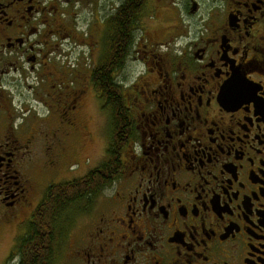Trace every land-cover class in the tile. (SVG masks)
Instances as JSON below:
<instances>
[{
  "label": "flooded vegetation",
  "instance_id": "1",
  "mask_svg": "<svg viewBox=\"0 0 264 264\" xmlns=\"http://www.w3.org/2000/svg\"><path fill=\"white\" fill-rule=\"evenodd\" d=\"M109 163L50 264H264V0H0V264Z\"/></svg>",
  "mask_w": 264,
  "mask_h": 264
},
{
  "label": "trees",
  "instance_id": "2",
  "mask_svg": "<svg viewBox=\"0 0 264 264\" xmlns=\"http://www.w3.org/2000/svg\"><path fill=\"white\" fill-rule=\"evenodd\" d=\"M107 84L109 87L111 86L110 81H107ZM110 105L114 120L112 132L116 142L115 135L118 126L125 123L124 112L116 99ZM110 165L112 163H109L104 169L101 168L102 173L94 171L82 179L48 189L43 204L36 216H33V222L30 224L26 236L18 241L19 264H50L52 262L53 244H56L54 237L60 234L57 230L62 228L61 233H63L66 228L63 223L67 214L72 211L77 212L79 204L84 199L92 198L110 182Z\"/></svg>",
  "mask_w": 264,
  "mask_h": 264
},
{
  "label": "rangeland",
  "instance_id": "3",
  "mask_svg": "<svg viewBox=\"0 0 264 264\" xmlns=\"http://www.w3.org/2000/svg\"><path fill=\"white\" fill-rule=\"evenodd\" d=\"M25 217L26 216L24 215L23 218H20V219L24 220ZM21 228H22L21 225L16 226L12 224L10 226H7L5 230L2 232L0 236V256H1V253H6V248H8V245L11 239L22 232Z\"/></svg>",
  "mask_w": 264,
  "mask_h": 264
}]
</instances>
